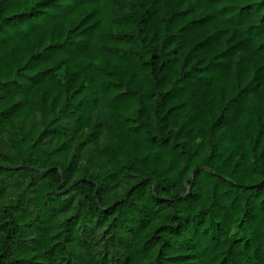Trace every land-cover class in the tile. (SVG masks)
Masks as SVG:
<instances>
[{
	"label": "trees",
	"instance_id": "trees-1",
	"mask_svg": "<svg viewBox=\"0 0 264 264\" xmlns=\"http://www.w3.org/2000/svg\"><path fill=\"white\" fill-rule=\"evenodd\" d=\"M0 264H264V0H0Z\"/></svg>",
	"mask_w": 264,
	"mask_h": 264
}]
</instances>
